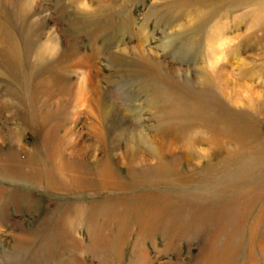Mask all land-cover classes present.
<instances>
[{
  "label": "rangeland",
  "instance_id": "374dc122",
  "mask_svg": "<svg viewBox=\"0 0 264 264\" xmlns=\"http://www.w3.org/2000/svg\"><path fill=\"white\" fill-rule=\"evenodd\" d=\"M262 17L0 0V264H264Z\"/></svg>",
  "mask_w": 264,
  "mask_h": 264
},
{
  "label": "bare ground",
  "instance_id": "6f19581e",
  "mask_svg": "<svg viewBox=\"0 0 264 264\" xmlns=\"http://www.w3.org/2000/svg\"><path fill=\"white\" fill-rule=\"evenodd\" d=\"M262 19H264V17H262ZM261 21H262V20H261ZM262 29H263V31H264V28H263V27H262ZM76 56H77V58H78V57H82V56H79V55H76ZM77 58H75V59H77ZM75 59H74V60H75ZM80 59H82V58H80ZM78 60H79V59H78ZM75 62H76V61H75ZM76 63H77V62H76ZM73 64H74V63H73ZM77 65H79V64H77ZM77 65L75 64V66H77ZM78 67H79V66H78ZM84 72H85V71H84V69H83V73H84ZM85 75H86V74H85ZM83 76H84V75H83ZM83 76H81V78H82ZM90 77H91V75H90ZM79 81H80V80H79ZM79 81H78V82H79ZM81 82L83 83L84 81L81 80ZM81 82H80V84H81ZM78 84H79V83H78ZM80 88L82 89L81 94L85 96V94H84V93H85V92H84L85 89L83 88V85H82V87H80ZM79 90H80V89H79ZM79 92H80V91H79ZM79 97H80V96H79ZM81 97H82V96H81ZM260 97H261V96H260ZM83 99H84V98H83ZM83 99H81V100H83ZM81 100L79 99V101H81ZM83 101H85V100H83ZM84 103H85V102H84ZM83 105H84V104H83ZM138 133H139V132H138ZM134 136H135V135H134ZM258 155H259V153H258ZM243 157H245V156H243ZM261 157H262V156H261ZM240 158H241V157H240ZM259 158H260V157H259ZM245 159H247V158H245ZM243 160H244V159H243ZM247 160H248V159H247ZM247 160H246V162H248ZM251 160H252V159H251ZM261 160H262V158H261ZM252 161L255 162L254 160H252ZM249 163H250V162H249ZM242 164H244V163H242ZM258 164H260V163H258ZM68 166H69V165H68ZM228 166H229V165H228ZM235 166H236V165H235ZM241 166H242V165H241ZM247 166H248V165H247ZM250 166H251V164H250ZM239 167H240V166H239ZM233 168H235V167H233ZM233 168H232V169H233ZM240 168H241V167H240ZM245 168H246V167H245ZM224 169H225V168H224ZM239 170H240V169H239ZM219 171H220V170H219ZM240 171H241V170H240ZM226 172L228 173V171H226ZM230 172H231V171H230ZM235 172H236V171H235ZM218 173H219V172H218ZM227 173H226V174H227ZM236 173H237V172H236ZM105 174H106V176L111 175V172L109 171V169L105 171ZM223 174H224V173H223ZM227 175H228V174H227ZM38 176L40 177L41 174H40V173H35V174H33L32 177H34V178H38ZM217 176H218V175H217ZM236 176H237V175H236ZM227 177H228V176H227ZM238 177H239V175H238ZM223 178H224V177H223ZM223 178H222V180H223ZM77 179H78V178H77ZM82 180H83V179H82ZM228 180H229V179H228ZM234 180H235V179H234ZM54 182H55V181L50 182V184H54ZM237 182H238V181H237ZM214 183H215V182H214ZM246 185L248 186V184H246ZM243 186H244V185H243ZM245 188H246V187H245ZM244 190H245V189H244ZM246 193H247V192H246ZM234 194H235V193H234ZM235 195H236V194H235ZM237 196H238V195H237ZM233 198H234V197H233ZM232 200H233V199H232ZM229 205H230V204H229ZM224 206H225V205H224ZM224 206H223V207H224ZM223 207H222V208H223ZM146 259H147V258H146Z\"/></svg>",
  "mask_w": 264,
  "mask_h": 264
}]
</instances>
